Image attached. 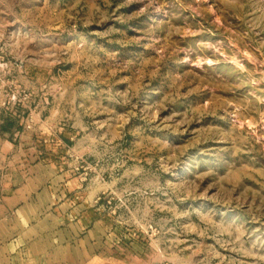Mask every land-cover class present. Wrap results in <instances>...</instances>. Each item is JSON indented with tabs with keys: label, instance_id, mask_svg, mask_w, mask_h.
I'll return each instance as SVG.
<instances>
[{
	"label": "rangeland",
	"instance_id": "1",
	"mask_svg": "<svg viewBox=\"0 0 264 264\" xmlns=\"http://www.w3.org/2000/svg\"><path fill=\"white\" fill-rule=\"evenodd\" d=\"M0 42V203L59 176L0 219H84L86 264H264V0H0Z\"/></svg>",
	"mask_w": 264,
	"mask_h": 264
},
{
	"label": "crops",
	"instance_id": "2",
	"mask_svg": "<svg viewBox=\"0 0 264 264\" xmlns=\"http://www.w3.org/2000/svg\"><path fill=\"white\" fill-rule=\"evenodd\" d=\"M0 108L2 112L7 110L2 103ZM11 118L2 121L3 127L7 122L12 126L2 143L14 148L23 137V127L15 117ZM48 170L39 159L33 161L25 172L24 182L15 184L2 198L1 213L19 208L22 213L27 211L31 207L30 197L36 192L37 203L44 205L48 192L55 191L57 186L51 180L59 178ZM83 222L84 219H30V215L20 219H0V264H86L87 256L93 255L87 245L96 242L92 231H84ZM8 223L15 225L14 232L6 230Z\"/></svg>",
	"mask_w": 264,
	"mask_h": 264
},
{
	"label": "built area",
	"instance_id": "3",
	"mask_svg": "<svg viewBox=\"0 0 264 264\" xmlns=\"http://www.w3.org/2000/svg\"><path fill=\"white\" fill-rule=\"evenodd\" d=\"M24 63L18 59H9L7 57V47L0 42V97L3 96L4 98L2 101V106L5 108H8L10 103H12V107L16 106L18 102L20 101L19 98H17V86H14V91H11V97L10 95L6 93L5 86L7 84V77H11L14 73H22L23 72ZM15 81L11 80V84H13ZM18 106V105H17Z\"/></svg>",
	"mask_w": 264,
	"mask_h": 264
},
{
	"label": "trees",
	"instance_id": "4",
	"mask_svg": "<svg viewBox=\"0 0 264 264\" xmlns=\"http://www.w3.org/2000/svg\"><path fill=\"white\" fill-rule=\"evenodd\" d=\"M10 126H11V124L9 122H7L6 127H10Z\"/></svg>",
	"mask_w": 264,
	"mask_h": 264
}]
</instances>
